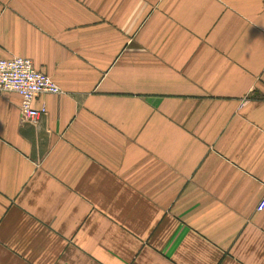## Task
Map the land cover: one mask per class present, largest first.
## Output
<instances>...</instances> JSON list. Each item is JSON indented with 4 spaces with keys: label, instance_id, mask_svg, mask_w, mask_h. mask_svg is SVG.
Instances as JSON below:
<instances>
[{
    "label": "crops",
    "instance_id": "crops-1",
    "mask_svg": "<svg viewBox=\"0 0 264 264\" xmlns=\"http://www.w3.org/2000/svg\"><path fill=\"white\" fill-rule=\"evenodd\" d=\"M0 264H264V0H0Z\"/></svg>",
    "mask_w": 264,
    "mask_h": 264
},
{
    "label": "built area",
    "instance_id": "built-area-1",
    "mask_svg": "<svg viewBox=\"0 0 264 264\" xmlns=\"http://www.w3.org/2000/svg\"><path fill=\"white\" fill-rule=\"evenodd\" d=\"M0 92L15 93L21 98L19 111L23 123L35 122L45 115L46 110H36L34 100L40 95H59L61 89L52 79L38 71L31 60L10 57L0 59ZM264 210V195L256 211Z\"/></svg>",
    "mask_w": 264,
    "mask_h": 264
}]
</instances>
